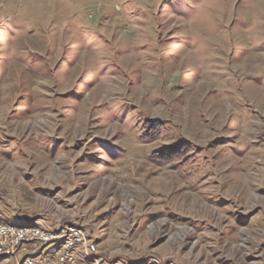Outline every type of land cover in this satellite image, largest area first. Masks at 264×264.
Here are the masks:
<instances>
[{
	"label": "rangeland",
	"instance_id": "rangeland-1",
	"mask_svg": "<svg viewBox=\"0 0 264 264\" xmlns=\"http://www.w3.org/2000/svg\"><path fill=\"white\" fill-rule=\"evenodd\" d=\"M0 221L73 264H264V0H0Z\"/></svg>",
	"mask_w": 264,
	"mask_h": 264
},
{
	"label": "built area",
	"instance_id": "built-area-1",
	"mask_svg": "<svg viewBox=\"0 0 264 264\" xmlns=\"http://www.w3.org/2000/svg\"><path fill=\"white\" fill-rule=\"evenodd\" d=\"M75 235V234H74ZM73 234L68 236L51 235L47 232L40 231L34 226L20 227L17 225L7 224L0 221V254L12 257L15 251L31 242L42 244L53 240H60L59 247L56 250V264H73L75 243L78 241ZM35 247L32 253H35L39 247ZM26 264H41L34 258H27Z\"/></svg>",
	"mask_w": 264,
	"mask_h": 264
}]
</instances>
